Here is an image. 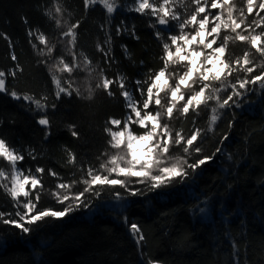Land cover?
I'll return each instance as SVG.
<instances>
[{
    "label": "trees",
    "instance_id": "trees-1",
    "mask_svg": "<svg viewBox=\"0 0 264 264\" xmlns=\"http://www.w3.org/2000/svg\"><path fill=\"white\" fill-rule=\"evenodd\" d=\"M61 3L66 9L65 21H81L77 50L89 56L95 70L91 77L87 72L75 74L76 86L85 95L90 83L94 87L100 68H105L109 76L124 74L129 88H133L131 82L143 79L150 68L161 66V49L154 35L160 26L151 27L154 17L136 13L133 0H116L117 10L111 14L101 4L90 5L86 10L83 0ZM237 3L239 6V0ZM52 4L53 0H0V33L7 34L12 42L10 46L8 40L0 37V69L14 67L16 62L10 59L13 51L23 68L15 80L7 77L6 83L9 88L30 92L36 98L47 95L48 103L57 105L54 110L47 109L51 135L45 138L49 129L37 123L40 114L29 110L27 102L0 93V138L9 147L36 150L35 160L25 151V159L18 165L25 174L28 169L34 172L41 166L67 180L74 169L66 163L65 149L74 152L78 162L97 164L96 157L107 147L105 122L109 116L121 118L124 109L118 95L109 97L101 89L95 91L91 100L75 94L54 98L48 71L37 63L27 35L31 26L43 31L50 44L59 39V32L67 25L57 28L43 15ZM25 17L28 25L23 22ZM121 22L127 31L116 35V26ZM108 34L112 36L109 47L115 60L110 66L96 51L97 43L102 44ZM31 39L41 47L35 37ZM122 46H126L127 55ZM246 47L240 43L232 46L237 54ZM238 102L239 106L222 110L213 131L199 141L203 155H211L217 147L221 152L183 183L154 191L145 189L143 195L137 196L128 195L118 186L104 189L99 197H91L88 208L64 218H48L33 225L27 234L0 224V264H145L149 256L160 264H264V89L254 86ZM210 114V109L202 110L199 116L190 114L175 126L190 131L195 119L196 127L206 128ZM229 121H233L231 127ZM72 124L76 125L79 138L72 137L68 129ZM224 134L227 139L221 143ZM0 167L7 170L2 162ZM56 182L55 177L43 175L46 190ZM117 190L123 197L120 201L114 196ZM54 206L47 195L38 205ZM198 208L206 211L200 213ZM0 211H13L11 199L2 189ZM131 223L143 230L146 243L142 248L137 247L130 234Z\"/></svg>",
    "mask_w": 264,
    "mask_h": 264
},
{
    "label": "snow or ice",
    "instance_id": "snow-or-ice-1",
    "mask_svg": "<svg viewBox=\"0 0 264 264\" xmlns=\"http://www.w3.org/2000/svg\"><path fill=\"white\" fill-rule=\"evenodd\" d=\"M84 8L101 4L108 14L117 10L116 0H83ZM134 11L141 15L154 17L150 25L156 28L154 35L159 42L161 66L149 69L143 79L131 82L117 72L113 76L100 68L94 87L90 83L85 95L76 86L75 74L87 72L89 77L95 71L87 54L77 50L78 30L81 21L68 23L63 19L66 9L61 0H53L43 15L54 23L59 39L49 43L48 37L38 28L29 26L27 35L35 51L37 63L44 65L54 85L53 96L59 100L62 95L91 100L97 89L103 90L109 97L122 99L123 116H109L104 131L108 137L107 147L96 157L97 164L77 161L70 149L67 153V165L74 169L70 179H63L53 169L37 166L33 172L18 165L25 159V151L36 159V150H21L9 147L4 138H0V189L12 201L13 211H0V224L13 226L22 233H29L33 225L48 218H64L81 208L90 206L91 197H99L104 189H123L130 196L143 195L144 190L154 191L174 183H183L186 178L211 162L221 148L217 147L211 155H203L199 145L201 137L213 131L220 119V112L239 106L238 98L253 91L259 85L264 89V0H133ZM251 17V19H250ZM25 25L29 22L23 18ZM104 28V25H101ZM127 31L123 22L116 26V35ZM167 33V34H166ZM134 34V33H133ZM0 37L11 38L5 33ZM32 37L39 42L37 47ZM138 39V37H137ZM112 36L108 34L104 42L97 43L96 51L103 57L105 65L115 62L111 55ZM237 43L247 47L237 54L232 46ZM124 47L125 55L127 48ZM14 67L0 69V93L13 100L27 102L29 110L39 113L37 123L45 129V138L51 135V121L47 109L57 105L48 103V96L40 98L27 91L9 88L7 77L13 80L23 72L15 52L10 53ZM143 64V61H141ZM210 109L206 128L194 125L190 131L177 128L176 122L190 114L199 116L201 111ZM233 121H229L231 127ZM74 138H79L76 125H68ZM227 134L221 138V143ZM230 158V157H229ZM47 173L56 178L51 189H45L43 175ZM134 185H142L134 187ZM44 195L50 197L55 206L38 207ZM115 199H123L119 190L114 192ZM206 203V202H205ZM196 211L203 213L205 208ZM127 224V217L124 218ZM129 231L138 248L146 243L143 230L137 223L129 225ZM141 256L145 254L141 251ZM145 264H160L149 257Z\"/></svg>",
    "mask_w": 264,
    "mask_h": 264
}]
</instances>
